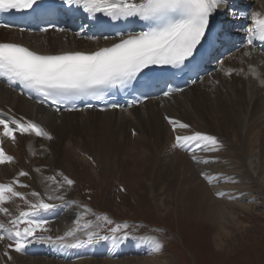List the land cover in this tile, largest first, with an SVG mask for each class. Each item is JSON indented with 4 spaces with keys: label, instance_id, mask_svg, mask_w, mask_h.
I'll list each match as a JSON object with an SVG mask.
<instances>
[{
    "label": "rangeland",
    "instance_id": "obj_1",
    "mask_svg": "<svg viewBox=\"0 0 264 264\" xmlns=\"http://www.w3.org/2000/svg\"><path fill=\"white\" fill-rule=\"evenodd\" d=\"M256 6L255 4L254 7ZM240 53L243 54L244 52ZM238 56L241 58L240 54ZM238 56L235 55L236 60H233L234 62L237 61ZM210 78L197 83L199 85L193 87L189 92H194L202 88L203 85L212 82V76ZM178 125L176 131H173V126L169 128V137L166 133L168 139L163 140L161 148H158L160 155L166 157V161L164 158L159 159V161H162L161 163L157 162V156L153 155V152L157 151L155 147L153 148L155 142L152 146H149L148 142L151 139H146V136L144 137L136 126L131 127L129 123L100 120L97 116L91 115L87 120V125L79 128L81 130L73 129L70 131L66 127L67 131H63L64 135L60 140L61 142L64 141L65 149L70 148L72 154L71 160L65 158L63 161L52 162L56 166L55 170H52L54 175L51 179L54 178L55 183L58 182L57 185L45 190L34 183V180L30 178V172L24 170L23 172H28V174L25 180L21 178L19 180L18 176L17 182H20L21 186L16 191L19 190L17 192L23 194L25 199L21 200L19 197H14L4 205L8 210L9 215L7 216L13 218V215L21 210H27L29 205L38 202V199L54 204L59 200H48V196H56L61 193L60 195L64 197L61 202L68 205V211L64 213L62 211V214H60L61 210H56V215L54 212L50 213V217L58 218L61 216L57 219L62 224L61 227L56 226L57 220L54 221L55 223H49V226L44 224L45 228L50 227L44 232L54 239L67 236L65 242L67 238H69L67 242H75L77 240L74 238H77L78 234L81 237L78 238L79 241H87L88 235H93V240L110 241L113 238L120 239L119 235L125 236L127 234L132 235L136 241L148 242L150 245H147V247L151 250H156V243L162 246L157 250L158 255L156 254V258L147 254L149 252L147 248V250H141L140 253L135 250L133 252L129 251L130 253L128 252L125 255L129 259L142 260L148 258L156 261L155 264H264V195L259 194L253 188L251 180L238 178L237 182H231L235 176L241 175L244 170L241 163L243 155L233 153L238 150V147H234L230 142H227L226 137L221 138L218 134L204 132L202 129L197 128L198 125L196 124H187L189 125L187 129H181ZM197 132L216 138L217 144L212 151L193 148L184 154L183 151L177 148L175 142L177 135L186 136ZM47 134L50 136L49 133ZM3 137V135L0 136L1 139ZM22 137L17 134L15 141H6V143L8 142L6 146L9 147L10 151L19 152L18 150H20L24 155V151L18 143L23 140ZM27 138L30 140L36 139L33 136ZM35 141L37 148H33L35 151L32 150L29 156H31V159L34 157L32 160H36L34 163L37 164V162H43V158L51 154V149L56 146V140L52 142L51 149L48 153L46 152V156L43 153L45 147L38 140ZM224 141L226 143L223 144ZM2 142L0 141V147ZM246 144L248 145V141ZM80 146H82V149ZM100 147L105 150L103 155L98 153ZM246 148L247 162L251 161L252 167L257 170L260 163L261 167L264 166V156L260 158L261 155H264L262 153L264 151L255 143H250L248 145L249 149ZM37 149L38 151H36ZM83 149L88 150L90 155L80 154L79 150ZM5 154L8 153L5 151ZM9 154L13 158L15 157L10 152ZM193 154H195V160ZM251 154L253 157L249 160L248 157ZM179 156H184L190 162L193 161L200 165L202 170L204 168V173L207 169L214 170L215 173L219 174V177H223L221 178L222 182L214 176L213 178L209 176L204 179L202 174H199V177L213 186H218L221 182L228 186L227 192L222 190L224 191L222 196L228 198L227 200L230 203H234L232 205H234V213L237 214L236 219L239 223L241 222L240 227H228L225 229L227 230L225 233L222 235L219 233V235V229L216 228L215 230L216 226L210 224L208 220L190 214L188 206L185 207L181 203L177 205L169 195L161 192L164 188L173 187L172 177L174 174L172 168L177 167L175 164ZM196 160L201 162L197 163ZM204 161H208V163H204ZM212 161H215V163L210 166L209 163ZM225 161L226 163L223 164ZM226 164L227 167H220ZM46 169L47 167H42L39 172L49 173V169ZM262 170L264 171V167ZM261 177L264 182V174L259 178ZM66 179L74 181L71 187L66 184ZM61 183L63 188L60 189V193H57L56 189L58 184ZM163 183L165 187L161 189L160 186ZM8 185H12L14 189L16 188V183L9 182ZM23 185H26V187ZM38 187L40 188L38 189ZM235 188L240 191L239 193H243L236 194ZM33 192L39 193V197L32 196ZM225 193L230 196L227 197L228 195L226 196ZM162 201L163 206H161ZM59 220H62V223ZM11 227L12 225L5 229ZM20 227L23 228L24 226L21 224ZM56 228L57 230H55ZM116 228H119L120 231L113 232L112 230ZM69 232L73 233L70 237L67 235ZM82 233L84 236L79 235ZM51 237L47 240L51 241ZM101 237H107V239H101ZM125 239V237H122L120 242L117 243L120 252L126 250ZM218 239L221 241V246L223 245L221 248H217L215 244ZM102 249L100 252H102ZM81 252L86 253L87 251L83 249ZM12 253L17 254V252ZM83 256L86 259L94 258H89L87 254ZM99 258L103 259L102 257ZM123 258L125 257L123 256ZM41 259L60 263V259L55 260L49 256ZM66 264H72V262L68 261Z\"/></svg>",
    "mask_w": 264,
    "mask_h": 264
},
{
    "label": "bare ground",
    "instance_id": "obj_2",
    "mask_svg": "<svg viewBox=\"0 0 264 264\" xmlns=\"http://www.w3.org/2000/svg\"><path fill=\"white\" fill-rule=\"evenodd\" d=\"M247 1L249 3L257 2V6L253 7L252 14H264V0H260V2L259 0ZM226 4V2L221 4L218 9L224 8ZM250 20L251 18H249V21ZM234 22H232L231 25H233ZM228 26L229 25H226L225 29H227ZM1 41L23 44L41 54L64 53L79 50L93 52L100 46H108L110 44L108 40H103L100 42L77 40L69 33L50 32L45 34H29L3 29H0V42ZM241 52L244 53L241 54L239 52L236 54L237 56L240 54L241 58H239L238 56L237 61L235 62L233 61L236 60L235 56L231 58L227 57V59L222 63V71H220L221 73H214V75L212 76V82L203 85L202 88L197 89L194 92H189L193 87L199 85L195 83L191 88L182 91L181 93H178L174 96L146 101L143 105L139 107L123 111L112 110L111 112L105 113H98L94 111H81L79 113L71 114H55L44 107L34 105L33 103L16 95L14 92L0 84V109L8 110L12 114V119L22 121L24 119H27L29 121H33L37 125H41L43 127L42 130H47V133H49L52 137L51 139H35L42 143V146L45 147V152H43L44 155L47 154L48 151L51 149L52 142L56 140V146L51 149V154L47 157H44L43 162H37L36 164V162L34 163V161L36 160H32L34 157L31 159V156H29L30 152L32 150L35 151V147L37 148V145H35V140H30L26 136H23L21 138L23 140L18 143L19 147L24 151V155H22V151L20 150H18L19 152L10 151L9 147L6 146L9 141L6 143L5 137H3L2 139L0 138V141H3L1 147L3 148L4 152H10L15 156L10 163L6 162L5 164L0 165V184L8 185L9 182H13L14 184L16 183V188H13L16 191V189H19V187L21 186L20 182H17L18 176L19 180L20 178L22 180L26 179V176L19 175L21 170L22 172L25 170L31 173L30 178L34 180V183L40 185L45 190H48L49 188L51 189V187L57 185L56 183L58 182L55 183V179H51V177L54 175V171L52 170H55L56 166L55 164H52V162H58V160L63 161V159L65 158L70 159L72 154L70 148L65 149L64 141L61 142L62 137L64 135L63 131H67V128L72 131L73 129L77 130L86 126L89 116L93 115L97 116L100 120H114L118 122L129 123L131 127L136 126V128L142 132V135L144 137L146 136V139H151V141L148 142L149 146H152L155 142V146H153V148L155 147L157 151H154L153 155L155 157L157 156V162L160 163L162 161H159V159H165L166 157H164V155H160L158 148L161 146L163 140L168 139L166 138V136L168 134L169 137V128L173 126L169 123V120L176 121L177 124H196L198 125L197 128L202 129L204 132H210V134H218L221 138L226 137L227 142H230L234 147H238V150H235L233 153L243 155L241 157V163L243 164L242 168L244 170L241 172V175L235 176L234 180H232L231 182H237L239 180L238 178L247 179L248 181L251 180L254 186L253 188H255L259 192V194L264 195V182L262 181V177L259 178L264 174V171L262 170L264 166L261 167L260 163V167L258 170L256 168H253L251 161L249 163L247 162L248 154H245V148H248V145L250 143L257 144L259 148L264 151V57L251 51H249L248 53H245V51ZM2 134L3 129L0 126V136ZM247 141L248 145L246 144ZM224 143H226V141H224L223 144ZM80 147L82 149V146ZM36 151H38V149ZM79 152L82 155H90L88 150L83 149L79 150ZM98 153H101L103 155L105 153L104 148L100 147L98 149ZM16 155L18 156L16 157ZM262 156L264 155H261L260 158H262ZM252 157L253 155L251 154L248 159L250 160V158ZM177 158L178 159L175 164L177 167L172 168V172L174 174V176L172 177L173 187L171 188L169 186L166 189H162L163 187H165V184L163 183L160 186V188L162 189L161 192L169 195V197L172 198L174 203H176L177 205H180L181 203L185 207L188 206L190 214L200 216V218L203 220H208L210 224L216 226L215 230L216 228L219 229L218 234L221 233L222 235L223 233H225L227 231L225 229H227L228 227H240L241 222L239 223V221L236 219L237 214L234 213V205H232L234 203H230L229 200H227L228 198L226 199V197L222 196V192H227L226 189L228 190V186L225 185V183L222 184L223 181L221 180V178L223 177H219V174L215 173L214 170L207 169V171H205L206 173H204V168L202 170L200 165H197L193 161L190 162V160H188L184 156H179ZM214 163L215 161H212L209 163V165L211 166ZM225 163L226 161L223 164ZM42 167H47V169H49V173H40L39 169H41ZM220 167H227V164L225 166L223 165ZM199 174H202V178L204 179L209 176L213 178L214 176L217 179L219 178V180H221L222 182L218 186H213L206 180L199 177ZM39 188L40 187H38V189ZM235 189L237 192L236 194L243 193H239L240 191L237 190V188ZM59 191H57V193ZM227 195L228 194H226V196ZM229 196L230 195H228L227 197ZM13 198L14 197H11L10 193H6V203L0 204V207L5 208L4 205H6ZM163 201L161 206H163ZM62 211L63 210L60 211V214H62ZM56 212L57 211H55L54 214ZM7 215L9 214L0 212V224H3L5 228L11 226L9 221L13 219L11 217L10 219ZM49 216H51V214H49ZM35 219L37 221H41L38 218ZM58 223L59 222L57 220V223L55 224L57 227L60 228L62 224ZM55 230H57V228ZM79 235L82 236L83 233ZM0 236L4 237L3 240H0V264H66V262L54 263L53 261L36 257H34L33 259L29 258L27 255V251H29L30 248L34 247V244L38 246L41 240L34 239L33 242H30L31 240L28 237L23 250L15 254L12 253L15 252V238L13 237V239L11 240L8 239L9 233L5 230L1 231V229ZM78 238L81 237L77 234V238L74 239L79 241L80 239L78 240ZM6 239L8 240L6 241ZM68 239L69 238H67V240ZM67 240L66 242L63 241V243H73L70 241L67 242ZM119 242L120 239L113 238L110 241H103L95 245L93 243L92 251H95L96 253H101L100 250L102 248L105 249L110 247V251L105 252L103 254V259H86L83 257L84 260H80L78 258L79 254L75 253V251H73L69 247H63L62 244H60V246H56V250L63 251L66 248L67 251H69V254L67 256H50L57 260H74L72 261V264H155L156 261H153L152 259L148 258H144L141 260L129 259L126 258V256H124L125 258H123L122 256V254L126 251L133 252L135 250L140 253L141 250H147L148 248L149 252L147 254L150 257L155 256L154 258H156V254L158 252L157 250H151V248L147 247V245H150L148 242H137L136 244L134 243L132 245L131 241L125 239V252L119 251V246L117 244ZM215 244L217 248H221L223 246H221L220 239H218ZM9 245H12L13 247H9ZM51 247L49 248V250L51 249ZM5 253H7V255H5ZM43 255H47V253H44Z\"/></svg>",
    "mask_w": 264,
    "mask_h": 264
},
{
    "label": "snow or ice",
    "instance_id": "obj_3",
    "mask_svg": "<svg viewBox=\"0 0 264 264\" xmlns=\"http://www.w3.org/2000/svg\"><path fill=\"white\" fill-rule=\"evenodd\" d=\"M37 2L38 0H0V12L31 9ZM64 2L81 6L90 14L102 12L112 19L139 17L146 22L148 30L136 35L130 34L126 39L122 38L119 43L90 54L72 52L42 55L18 44L0 43V77H6L9 83L18 82L23 88L35 91L45 99H51L53 103H58L57 95L87 96L101 89L125 85L150 65L173 67L183 65L193 56L202 38L205 37L210 16L226 0H140V2L64 0ZM251 20L255 27L249 29L254 35L248 39V45H252L254 39L264 42V18H260L259 13H253ZM57 30L63 31V29ZM165 95L169 93L166 92ZM169 123L173 125V131H176L177 122L169 120ZM0 126L3 128V136L13 141L16 140L15 132L21 135L35 133L38 137L52 138L32 122L0 119ZM178 127L187 129L189 125L179 123ZM175 142L179 147L204 151H212L217 144L215 137L199 132L186 136L177 135ZM193 159H196L195 154ZM12 160L13 157L6 155L0 147V165L10 163ZM196 162L201 161L196 160ZM19 175L26 176L27 173L20 172ZM65 182L69 187L74 183L71 179H66ZM61 188L63 184H59L56 191ZM6 193H10L11 197L25 199L23 194L15 191L11 185L0 184V204L6 203ZM32 196L39 197V193L33 192ZM47 199L63 200L64 197L50 195ZM54 207V204L38 199V202L29 205L30 211H21L17 218L9 221L11 228L5 229V226L0 224V229L9 233L8 239L15 238V252H21L27 238L34 236L37 230H47L44 227L46 221H37L31 217L41 210L48 211ZM0 212L7 214L8 210L0 207ZM21 224L25 226L21 228ZM112 231L118 232L120 229L116 228ZM67 235L72 236L73 233L69 232ZM3 239L4 237L0 236V240ZM65 239L66 237H60L59 242L63 247L69 248H79L85 243H93V235H89L87 241L70 244H64ZM9 247L13 246L9 245ZM161 247L159 243L155 244L156 250Z\"/></svg>",
    "mask_w": 264,
    "mask_h": 264
}]
</instances>
